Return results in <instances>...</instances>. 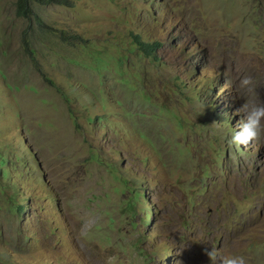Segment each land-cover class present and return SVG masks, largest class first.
Returning <instances> with one entry per match:
<instances>
[{"label":"rangeland","instance_id":"374dc122","mask_svg":"<svg viewBox=\"0 0 264 264\" xmlns=\"http://www.w3.org/2000/svg\"><path fill=\"white\" fill-rule=\"evenodd\" d=\"M36 10L0 0V264H264V0Z\"/></svg>","mask_w":264,"mask_h":264},{"label":"clouds","instance_id":"9594fccd","mask_svg":"<svg viewBox=\"0 0 264 264\" xmlns=\"http://www.w3.org/2000/svg\"><path fill=\"white\" fill-rule=\"evenodd\" d=\"M259 86L252 76H244L239 82L237 96L243 103L234 112V115L239 116V125L230 140L232 145L247 146L264 137V100H261L257 91ZM204 252L210 264H245L242 256L224 255L213 247ZM114 262L115 258L109 257L108 264Z\"/></svg>","mask_w":264,"mask_h":264},{"label":"trees","instance_id":"16d2710c","mask_svg":"<svg viewBox=\"0 0 264 264\" xmlns=\"http://www.w3.org/2000/svg\"><path fill=\"white\" fill-rule=\"evenodd\" d=\"M62 1H66V0H15L16 13L18 15H22L25 17L35 16L38 23L42 25L43 20L39 16L38 11L36 10V6L45 5L50 2H62ZM154 47L155 46L152 44H149L148 46L147 45L144 46L145 50L148 51V53H152L151 51L154 50Z\"/></svg>","mask_w":264,"mask_h":264}]
</instances>
